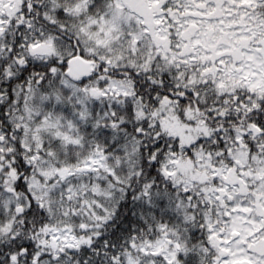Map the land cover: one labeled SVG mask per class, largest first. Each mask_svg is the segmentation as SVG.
<instances>
[{"label":"snow or ice","instance_id":"1","mask_svg":"<svg viewBox=\"0 0 264 264\" xmlns=\"http://www.w3.org/2000/svg\"><path fill=\"white\" fill-rule=\"evenodd\" d=\"M0 264H264V0H0Z\"/></svg>","mask_w":264,"mask_h":264}]
</instances>
